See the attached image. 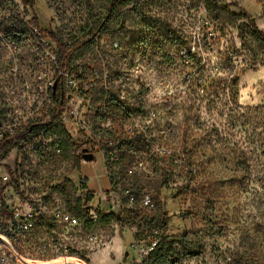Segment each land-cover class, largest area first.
I'll use <instances>...</instances> for the list:
<instances>
[{
  "label": "rangeland",
  "instance_id": "rangeland-1",
  "mask_svg": "<svg viewBox=\"0 0 264 264\" xmlns=\"http://www.w3.org/2000/svg\"><path fill=\"white\" fill-rule=\"evenodd\" d=\"M249 20L264 32V0H0V109L33 123L58 91L35 81L52 53L42 33L94 35L48 127L61 154L14 148L0 163L46 211L114 217L83 232L94 245L63 239L76 259L56 264H151L143 253L163 230L191 243L167 264H264V43ZM10 225L0 208V233ZM52 238L39 222L15 252L34 259ZM11 256L2 264H28Z\"/></svg>",
  "mask_w": 264,
  "mask_h": 264
},
{
  "label": "built area",
  "instance_id": "built-area-1",
  "mask_svg": "<svg viewBox=\"0 0 264 264\" xmlns=\"http://www.w3.org/2000/svg\"><path fill=\"white\" fill-rule=\"evenodd\" d=\"M31 27L33 26L31 25ZM45 38L47 39L46 36ZM47 40L49 44H46L52 53L47 56H42V54L38 57V65L42 69L35 76V81L40 86H43L48 93L49 90L52 91L60 89L61 87L64 90L65 74L56 64V45L49 39ZM36 51H39V49L37 48ZM62 77L64 79L61 84L60 80ZM69 84L71 88L75 86L71 81H69ZM64 111L65 109L60 112L59 121L65 117ZM50 116L51 114H49V117L47 116L48 121L33 123L29 117H23L15 108H9L5 112L3 109H0V145L13 142L15 139L20 138V142L15 148H21L28 152L40 150L46 154L60 155L62 147L58 136L48 132V127H51L49 124ZM68 118L76 122L75 113H69ZM84 142L86 143V141ZM83 182L84 180H82ZM11 187L10 175L0 165V208L4 207L8 211L11 224L8 234L0 233V264H2L4 258L9 254L12 255L11 257L14 260L23 261L28 264H56L76 259L74 257H68L70 251L68 248L63 247V239L68 238L70 241H84V243L89 245L97 243V237L95 235L83 233L88 230L74 215L61 212L57 209L52 210L51 208L46 211V208L37 203L38 201H34L27 194L23 195V191H18ZM10 199H12V202H10L9 206L5 207L3 204ZM129 203L134 204V198H129ZM140 206L149 210L154 209L151 200L147 197L140 200ZM86 215L89 223L93 225L98 223L99 215L96 209L89 207ZM39 222H41L42 229L52 235L53 238L48 243L41 241L38 248L32 250V253L35 252L34 259L30 257L22 258L18 252H15V245H18L22 252L27 251L28 249L24 250L21 247L26 244L28 235ZM157 243L153 245L149 252L145 251L143 253L145 257H148V254L155 248Z\"/></svg>",
  "mask_w": 264,
  "mask_h": 264
},
{
  "label": "trees",
  "instance_id": "trees-1",
  "mask_svg": "<svg viewBox=\"0 0 264 264\" xmlns=\"http://www.w3.org/2000/svg\"><path fill=\"white\" fill-rule=\"evenodd\" d=\"M250 28L252 32L264 43V32L258 30L252 20H249ZM32 26L35 29H38V25L36 23H33ZM45 34L47 39H49L51 42H53L57 47V55H56V64L59 66L60 70L68 71L69 70V76L73 75L72 63L74 60V57L80 50H87L89 48V45L91 44L90 39L94 37V35H90L89 39L83 42H79L78 40H74L72 37L67 36L65 39L61 37H57L51 32L48 33H42ZM64 78L62 77L60 82L63 83ZM57 91V90H56ZM56 101H55V109L52 111L50 116L49 124L51 126H54L58 121L60 117V112H62L65 108V96H64V90L61 87L56 92ZM61 132L65 135H67L66 131L61 128ZM20 142V138L15 139L13 142L6 143L3 145H0V162L5 160L8 157L9 152L15 148ZM90 197H87V200H89ZM70 213V212H69ZM72 214V213H70ZM76 218L79 219L78 213L72 214ZM80 220V219H79ZM114 220L113 216H106L101 217L99 216L98 223H105ZM80 222L87 228L90 229L94 225L89 223L87 220L86 222H83L80 220ZM97 223V224H98ZM163 226L165 225V221H162ZM96 225V224H95ZM191 243L183 238H173L168 236L165 231L163 230L161 235L158 237V243L156 244L155 248L148 254V257H146V262L151 264H167L168 258L171 256V253L173 252L174 246H179L183 248L185 251V254L188 255V249L187 246ZM196 256V254L191 255Z\"/></svg>",
  "mask_w": 264,
  "mask_h": 264
},
{
  "label": "water",
  "instance_id": "water-1",
  "mask_svg": "<svg viewBox=\"0 0 264 264\" xmlns=\"http://www.w3.org/2000/svg\"><path fill=\"white\" fill-rule=\"evenodd\" d=\"M252 22L254 23V20H252ZM83 159H84V161H86V162H91L92 159H93V156L87 154V153H86V150H83Z\"/></svg>",
  "mask_w": 264,
  "mask_h": 264
}]
</instances>
